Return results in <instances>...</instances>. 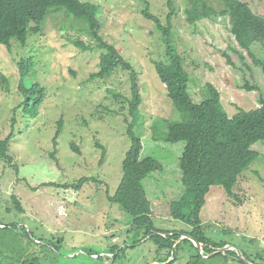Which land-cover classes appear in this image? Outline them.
<instances>
[{
	"label": "rangeland",
	"instance_id": "374dc122",
	"mask_svg": "<svg viewBox=\"0 0 264 264\" xmlns=\"http://www.w3.org/2000/svg\"><path fill=\"white\" fill-rule=\"evenodd\" d=\"M83 1L100 7L96 29L137 72L142 104L133 132L143 144L141 158L153 157L164 165L162 172L152 173L143 182L155 230L145 237V230L109 199L121 183L123 162L132 145L125 121L126 116L133 121L126 102L132 97L130 73L118 69L110 78L92 79L99 72L100 52L84 32L85 24L60 12L47 19L41 34L28 35L27 44L13 41L10 50L0 45V142L13 135L11 162L0 157V264H158L167 258L172 243L165 235L191 230L186 222L193 197L181 183L179 168L184 143L162 139L168 122L180 120L181 115L157 75L165 61L162 35L143 15L147 4L150 13L165 23L166 1ZM241 1L264 17V0ZM211 2L218 7L221 0ZM177 8L172 20L174 45L193 103L217 97L230 117L239 110L259 108L264 70L237 44L230 20L190 25L182 0ZM70 40H80L92 49L82 51ZM253 50L264 64V49L256 44ZM22 59L31 60L24 74L19 69ZM21 81L26 89L36 84L44 89L38 106L19 107L39 96L22 93ZM247 85L255 90L249 91ZM116 94L126 99L119 101ZM97 142L106 151L103 164ZM72 143L81 154L72 149ZM252 149L260 155L240 176L235 189L239 199L212 187L201 221L205 236L228 242V250L236 246L242 258L240 250L245 249L254 262L264 264V139ZM82 178L96 181L79 189H63ZM185 254L176 264L187 262ZM228 264L241 263L230 260Z\"/></svg>",
	"mask_w": 264,
	"mask_h": 264
},
{
	"label": "trees",
	"instance_id": "16d2710c",
	"mask_svg": "<svg viewBox=\"0 0 264 264\" xmlns=\"http://www.w3.org/2000/svg\"><path fill=\"white\" fill-rule=\"evenodd\" d=\"M165 1L169 9L165 23L150 13L147 4L143 15L156 24L165 45V61L157 68V75L167 90V96L174 110L181 115V118L168 122V130L162 139L169 144L184 143L179 162L181 183L186 192L192 195L193 204L186 222L191 226V230L170 232L171 235H165L167 241L172 243L167 248V258L159 261L158 264H176L178 257H184L185 253H188V260L185 264H216L217 261L228 264L230 260L241 264H260L254 262L251 254L245 249L240 250L242 258L235 250L238 249L236 246H232L234 250L223 253L221 250L229 243L216 242L204 235L201 212L207 204V195L212 187H221L229 198L239 199L235 189L240 176L260 155L252 149V145L264 139V98L260 100L259 108L250 111L239 110L232 117L227 114L217 97L207 98L197 105L194 104L188 92L187 74L182 65L181 55L174 45L172 20L178 13V0ZM182 3L184 4L183 15L190 25H196L208 19H229L230 32L237 44L246 50L254 63L261 65L264 70L263 61L253 50L256 44L264 49V17L254 13L248 3L241 0H221L218 7L214 6L211 0H182ZM60 12L84 23V32L100 52L99 72L93 74L92 79L110 78L118 69L130 73L132 97L131 99H126L121 95L120 97L126 99L130 116L133 118V121H129V116L125 117L129 125L128 135L132 145L123 162L121 183L109 199L119 204L123 211L133 218L139 229L145 230V237L150 236L155 227L151 219V201L143 182L152 173L162 172L164 165L153 157L141 158L143 144L133 132L142 104L137 84V72L118 48L106 41L96 29L100 7L83 0H0V45L10 50L13 47V41L22 45L27 44L28 35L41 34L47 19ZM70 43L82 51L92 49V45H87L80 40H70ZM29 64H31L30 59L21 60L19 69L22 74L25 73ZM245 88L249 91L255 90L248 85ZM20 91L29 94L38 93L39 96L33 99L28 98L19 107L38 106L45 93L38 84L26 89L22 81ZM115 97L121 100L117 94ZM30 100L32 104L29 103ZM12 121L15 122V117ZM59 132L60 130L57 136ZM12 137L13 135L10 134L0 142V157L9 162L12 160L8 155ZM154 138L159 139L156 135ZM54 142L56 146V139ZM96 145L102 150L100 164H103L105 148L99 142ZM71 146L76 153L81 154L75 143ZM51 156L55 158L56 150ZM95 181L96 179L82 178L77 184H66L62 187L63 189H79L84 183ZM15 203L16 207L22 210L17 200ZM190 238L203 246V252L194 245ZM184 244H189V247H183ZM1 256L0 251V259Z\"/></svg>",
	"mask_w": 264,
	"mask_h": 264
},
{
	"label": "water",
	"instance_id": "95a60500",
	"mask_svg": "<svg viewBox=\"0 0 264 264\" xmlns=\"http://www.w3.org/2000/svg\"><path fill=\"white\" fill-rule=\"evenodd\" d=\"M190 239H191V241L194 243V245H195L199 250H202V245H201L199 242H197V241L194 240L193 238H190ZM221 251H222L223 253H225L226 251H228V248L225 247V248H223Z\"/></svg>",
	"mask_w": 264,
	"mask_h": 264
}]
</instances>
